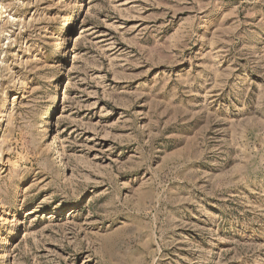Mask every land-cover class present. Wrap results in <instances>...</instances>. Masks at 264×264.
<instances>
[{"label":"rangeland","instance_id":"obj_1","mask_svg":"<svg viewBox=\"0 0 264 264\" xmlns=\"http://www.w3.org/2000/svg\"><path fill=\"white\" fill-rule=\"evenodd\" d=\"M0 264H264V0H0Z\"/></svg>","mask_w":264,"mask_h":264}]
</instances>
